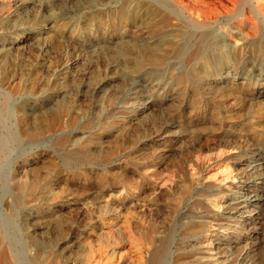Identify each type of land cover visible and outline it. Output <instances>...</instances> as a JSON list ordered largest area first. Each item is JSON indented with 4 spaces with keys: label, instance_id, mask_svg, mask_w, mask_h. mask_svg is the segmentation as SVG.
I'll return each mask as SVG.
<instances>
[{
    "label": "rangeland",
    "instance_id": "obj_1",
    "mask_svg": "<svg viewBox=\"0 0 264 264\" xmlns=\"http://www.w3.org/2000/svg\"><path fill=\"white\" fill-rule=\"evenodd\" d=\"M165 2L0 0V264H264V25Z\"/></svg>",
    "mask_w": 264,
    "mask_h": 264
},
{
    "label": "bare ground",
    "instance_id": "obj_2",
    "mask_svg": "<svg viewBox=\"0 0 264 264\" xmlns=\"http://www.w3.org/2000/svg\"><path fill=\"white\" fill-rule=\"evenodd\" d=\"M166 1L167 2L162 3L160 7L156 6L155 8L151 9L150 17L151 19L152 18L154 19L157 16L158 19L156 20L164 22V23L173 19L175 20V23L178 24L179 26L178 30L181 33L182 40L181 42H179V44H177V48L175 47L177 54L182 55L187 52V49L190 44V36H193L195 33H197V31L201 29L210 30L214 36H219L221 39H219V41L214 43V47H212L210 50L211 57L210 58L207 57L208 59H205V60H206V63L213 64L217 67L222 66V65L231 64V62H234L236 60L235 59L237 58L236 53L239 52V47L237 45V41L235 38H238V39L240 38V39H243V41L247 42L248 37L251 34H254L259 30L258 29L259 24L264 25V0H166ZM234 19H236L237 22L242 23L245 25V27H247V29H242V27L240 28V26L237 27L236 29L238 31L235 32V36L233 32H230L229 25L227 26L228 29L226 30L223 29L222 27L223 24L229 23V20H234ZM202 33L204 34V32ZM201 41L203 42L202 38H201ZM230 41H233L234 43L231 46H230ZM204 43L205 42H203V44ZM260 74L261 72L259 73V75ZM2 222L0 223L1 225H2ZM8 243H11V242L9 241ZM3 263L8 264L6 261H4ZM106 263H108V261H106Z\"/></svg>",
    "mask_w": 264,
    "mask_h": 264
}]
</instances>
